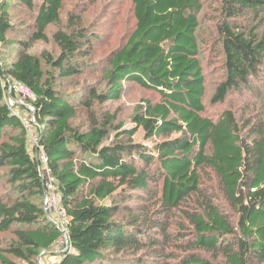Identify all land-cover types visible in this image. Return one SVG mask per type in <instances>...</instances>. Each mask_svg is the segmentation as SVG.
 Returning <instances> with one entry per match:
<instances>
[{
  "label": "trees",
  "instance_id": "obj_1",
  "mask_svg": "<svg viewBox=\"0 0 264 264\" xmlns=\"http://www.w3.org/2000/svg\"><path fill=\"white\" fill-rule=\"evenodd\" d=\"M12 1L0 3V44L20 47L11 64L0 65V168L11 186L0 193V233L11 232L14 240L0 246V263L20 264L11 255L46 264L42 256L55 253L61 237L43 208L38 150L15 110L19 106L21 116L28 115L23 101L35 108L40 145L67 214L70 248L58 264H148L146 253H153L152 264L171 258L172 264H264V119L258 125L251 117L240 122L232 109L217 119L206 114L198 35L204 0H132L135 25L103 69L89 60L95 38L82 18L70 16L72 28L63 29L65 0H42L32 35L18 42L8 37L14 30ZM20 1L35 8L34 0ZM218 2L215 33L224 77L213 104L252 89L264 67V0ZM53 24L60 26L53 34L59 55L44 51V62L30 49L48 40L45 30ZM86 72H96L95 81H86V94L75 103L81 92L65 93L57 80L76 82ZM7 80L21 82L35 100L12 92L19 100L12 107ZM133 86L150 96L132 108L127 123L120 110L107 106L121 103ZM102 106L107 110L98 111ZM80 109L87 120L76 124ZM138 133L143 138L135 140ZM152 164L158 166L154 171ZM206 169L219 185L212 192L204 186ZM154 185L161 194L152 192ZM135 199L142 200L141 210L129 206ZM124 207L129 217L121 220ZM172 219L180 227L170 233ZM122 255L133 262H112Z\"/></svg>",
  "mask_w": 264,
  "mask_h": 264
},
{
  "label": "rangeland",
  "instance_id": "obj_2",
  "mask_svg": "<svg viewBox=\"0 0 264 264\" xmlns=\"http://www.w3.org/2000/svg\"><path fill=\"white\" fill-rule=\"evenodd\" d=\"M3 0H0V3ZM42 0H34L35 8L33 10H29L27 6L21 2L20 0H13L10 3V19L13 24L14 30L8 33V37L15 42L18 40L27 41L29 36H31L34 25L33 18L38 11V6L41 4ZM204 8L201 13V26L198 30L199 39L201 40V59L203 65V71L206 78V88L207 94L205 98V107L206 114L213 118L217 119L220 114L225 109H232L240 122H243L245 118L251 117L253 123L260 124V120L264 119V67H262L259 79L253 81V88L250 90L244 91L242 95L232 94L227 97L225 102L213 104L211 101V97L213 92L217 86V83L220 82L224 77V69H223V53L221 45L217 39L218 35L215 33V26L218 23L220 16H218V9H215L219 2L218 0H204ZM70 16L74 19L75 17L82 18V26L86 27L90 30L91 34L94 36V50L92 56L89 60L94 64H101V69L107 66L106 58L110 55V53L118 48L125 40V37L128 34L133 26L135 25L134 18V5L132 0H65L64 6L61 12L62 19V27L63 29H70L72 25H70ZM60 26L56 24L50 25L46 28L45 32L48 36L47 41H37L32 44L30 52L35 54L43 59V52L47 51L49 55L54 58L59 55V48L56 42L53 39V34L59 29ZM97 39V40H96ZM20 50L18 44H8L1 45L0 44V65L1 62H6V64H11L17 58V52ZM87 73V74H86ZM83 76L76 77L78 80L74 82V79H65V80H57V85L63 92H67L70 95L74 91L81 92L82 89H85L86 81H95L96 72L89 74L86 72ZM94 75V76H93ZM101 77V76H100ZM8 81V80H7ZM99 81L96 82L98 84ZM101 83V82H100ZM101 88V85L98 86ZM86 94V90L80 93L77 97L73 96V102L78 103ZM150 96V91H146L141 89L138 86L128 87L126 89L125 95L121 101V103H112L110 106H107V109L113 108V110L117 109L121 112V119L123 122L128 123L129 115L131 114L132 108L135 107L138 103H141L143 99ZM8 99V98H7ZM20 99V98H18ZM17 101V99H15ZM16 101H13L16 103ZM8 103L10 101L8 99ZM17 105V104H16ZM17 106L15 110L19 112L18 114H25L24 111L21 110ZM98 111L107 110L104 109V106L98 108ZM78 119L75 120V123H85L86 112L81 113ZM85 111V110H83ZM23 116V115H22ZM112 139L115 137V133L112 134ZM135 140L142 139L143 137L139 136V133L134 136ZM164 137H160L157 140H162ZM155 139H151L148 143L150 147H152ZM210 147V145H209ZM208 150L210 151V148ZM135 160L137 161L140 167H143L144 164L140 160L139 156L135 154ZM152 170L157 169L156 164H152ZM6 171L5 168H0V193L8 191L11 187L7 182V179L3 173ZM202 177L204 186H208V190L210 192L213 191V188H218L219 185L216 181L213 172L210 169H206L202 171ZM161 186V184L159 183ZM159 185H154L152 188V192L160 193ZM158 189V190H157ZM159 191V192H158ZM134 196H137L135 194ZM33 200H38V198H32ZM154 200V199H153ZM142 200L135 199L132 200L129 206H133L136 210H141L144 205H142ZM219 204L222 205V209L226 212H231L230 207L226 204L225 200L221 197H218ZM125 208V207H124ZM123 209V208H122ZM126 209V208H125ZM127 210V209H126ZM129 217L128 210L125 212H121L119 219H125ZM180 226L172 219L170 221V233L176 232V230ZM158 233V231H155ZM176 242V238H173ZM14 240V236L11 232L0 233V246L7 248L8 245ZM167 246H172L168 244ZM174 246H178L177 243ZM65 252V251H64ZM145 258V262L148 264H152L151 260L154 258L153 253L143 254ZM10 258L14 259L20 264H26L25 262L14 258L9 255ZM131 256H120L112 260V262H120L122 259L127 260L128 262H133ZM210 258L214 260V257ZM61 256L58 254V248L55 247V253H47L42 256V261L46 264H58L60 262ZM163 259V258H162ZM173 258L169 260H161L157 261L154 264H172ZM1 264V263H0Z\"/></svg>",
  "mask_w": 264,
  "mask_h": 264
},
{
  "label": "built area",
  "instance_id": "obj_3",
  "mask_svg": "<svg viewBox=\"0 0 264 264\" xmlns=\"http://www.w3.org/2000/svg\"><path fill=\"white\" fill-rule=\"evenodd\" d=\"M5 85L7 86V90L9 92L8 99L12 107H15L16 104H19V100L16 101V98L12 96L13 93L23 99H28L31 101L35 100V95L33 94V92L27 87H25L21 82L8 80ZM13 101H16V103H14ZM21 103L26 106V109L28 110V115H17L21 118L22 124L28 134L29 143L35 146L38 150L37 157L40 164L39 172L43 178L44 185L43 208L47 214V217L51 221L56 223L58 229L61 232V237L59 238L57 244L58 254L61 255L67 252L70 248L69 230L67 226V214L61 206L57 179L52 174L48 165V158L46 156L45 150L40 145V136L38 134V129L40 128L36 122V118L34 115L35 108L30 102L22 101Z\"/></svg>",
  "mask_w": 264,
  "mask_h": 264
},
{
  "label": "bare ground",
  "instance_id": "obj_4",
  "mask_svg": "<svg viewBox=\"0 0 264 264\" xmlns=\"http://www.w3.org/2000/svg\"><path fill=\"white\" fill-rule=\"evenodd\" d=\"M17 96V95H16Z\"/></svg>",
  "mask_w": 264,
  "mask_h": 264
}]
</instances>
